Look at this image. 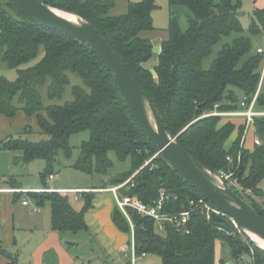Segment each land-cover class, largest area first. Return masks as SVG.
<instances>
[{
	"label": "trees",
	"instance_id": "1",
	"mask_svg": "<svg viewBox=\"0 0 264 264\" xmlns=\"http://www.w3.org/2000/svg\"><path fill=\"white\" fill-rule=\"evenodd\" d=\"M46 6L73 14L90 24L116 54L135 83L157 110L164 130L200 165L218 176L233 173L238 189H231L264 219V192L258 183L264 177V117H254V134L261 145L253 151L241 147L246 122L235 125L222 117L209 116L218 105V112L241 109L256 96L255 109L264 110V53L253 48L251 39L242 36L239 14L243 0H168L170 8L189 11L187 29L182 30L177 17L170 13L166 39L161 43L154 74L145 67L152 56V43L143 37L155 31L152 21L153 0L128 2L123 14L114 15V0H38ZM264 29V9L253 10L251 35ZM237 35L223 45L206 70L202 60L222 38ZM42 50L38 63L18 69L33 60ZM0 63L17 69L13 82L0 78V116L12 119L18 112L34 118L36 128L48 139L32 142V133L25 125L17 137L0 142V149L19 152L16 164L43 160L42 178L52 174L57 153L70 154L69 138L89 131V139L81 146V157L75 168L90 173L94 160L96 171L104 173L116 158H130L131 171L112 181L121 195L136 196L144 203L158 197L161 190L175 196L164 205L165 212L189 210L188 200L204 199L189 186L166 162L157 147L140 131L120 92L99 55L89 45L59 31L38 25L23 16L7 0L0 1ZM72 74L84 87L71 88L72 100L63 104L43 102L61 100ZM245 121V120H244ZM236 138L230 148L225 143L233 132ZM155 156V157H154ZM230 158L231 162L227 160ZM95 190L97 188H94ZM92 189V190H94ZM94 191H85V205L74 210L66 194L56 191L29 195L38 206L49 203L52 230L77 233L87 230L85 214L92 207ZM261 200L258 203L253 199ZM214 207V206H213ZM133 224L134 252L137 257L153 254L162 264H215L216 241L229 250L232 264H264V250L257 247L239 228L226 219L230 233L216 229L199 208L191 210L184 230L165 223L162 232L156 223L130 212ZM112 222L122 232L130 233L129 223L117 209ZM0 255L17 264L14 256L0 247ZM221 264H224L221 262Z\"/></svg>",
	"mask_w": 264,
	"mask_h": 264
},
{
	"label": "crops",
	"instance_id": "2",
	"mask_svg": "<svg viewBox=\"0 0 264 264\" xmlns=\"http://www.w3.org/2000/svg\"><path fill=\"white\" fill-rule=\"evenodd\" d=\"M246 1L243 0V6ZM249 2L252 11L264 9V0H249ZM259 2L261 6H259ZM165 29L162 30L165 36L155 35L152 39L144 36V33L142 34L152 43V56L145 63V67L153 74L161 51V43L167 36ZM155 32L156 30L145 33L155 34ZM256 49L262 48L257 47ZM224 120H230L237 126L245 122L242 117H227ZM13 122L22 125L35 124V119L25 117L22 112H18L12 119L0 116V142L11 136L7 134L1 136V127ZM222 122H224L223 119L221 124ZM249 126L252 127L253 139L249 144L244 138V147L253 151L257 138L252 124L246 123V128ZM230 137L225 143L226 150L230 148L236 137V132L234 131ZM17 156H20L19 152L0 149V247L13 255L17 264H137L144 261L147 255L132 262V256L135 255L133 238L131 233L120 231L112 222L111 215L115 209V200L114 197L109 199L101 195L108 191L106 188L95 190V187L62 186L55 181L52 174L50 175L52 178L50 176L41 177L43 168L46 166L43 160H33L28 164H16L14 158ZM25 168H27L26 171ZM113 187L116 186L110 188ZM51 191L66 194L71 207L76 211H81L85 205L82 193L94 191L92 207L85 214L86 231L73 234L52 230L49 203L38 206L29 195L32 192ZM80 242L87 247L79 251L77 249ZM220 247L221 242L219 241ZM221 262H223V258L215 255V264H221ZM10 263L11 260L0 255V264ZM153 263L157 264V261ZM146 264H152V262L147 261ZM228 264H232V262Z\"/></svg>",
	"mask_w": 264,
	"mask_h": 264
},
{
	"label": "water",
	"instance_id": "3",
	"mask_svg": "<svg viewBox=\"0 0 264 264\" xmlns=\"http://www.w3.org/2000/svg\"><path fill=\"white\" fill-rule=\"evenodd\" d=\"M7 1L30 21L64 33L95 50L140 131L157 147L158 153L162 155L168 165L222 214L211 215L213 226L216 229L230 233L226 226V219L228 218L247 237L246 231L264 240L263 217L216 175H213L193 159L177 143L176 139L164 130L162 120L147 95L131 78L103 37L90 24L73 14L70 15L75 17V22H68L53 13L54 8L46 6L38 0ZM149 116L153 119L154 128L151 126ZM213 179H217L220 185H215Z\"/></svg>",
	"mask_w": 264,
	"mask_h": 264
},
{
	"label": "rangeland",
	"instance_id": "4",
	"mask_svg": "<svg viewBox=\"0 0 264 264\" xmlns=\"http://www.w3.org/2000/svg\"><path fill=\"white\" fill-rule=\"evenodd\" d=\"M3 1V0H0ZM117 2V7L112 11V13L116 16L123 14L126 10V3L127 0H115ZM142 0H129L128 2H140ZM157 8L153 10L152 13V21L153 26L156 29L155 34L154 33H144V36H147L149 38H153L155 35H164V30L167 28L169 23V18L171 16L170 13L174 14L177 19L179 26L182 30L187 29V19L189 15V11L186 8H170L168 4V0H153ZM260 1V0H259ZM259 6H261V3L259 2ZM258 8H261L259 7ZM251 4L249 0H247L242 7L239 18L241 25L243 27L242 36L249 37L251 39L253 48L260 47L262 50H264V29L260 31L257 35H251L249 32V26L252 24V18H253V11L251 9ZM237 37V35L232 34L231 36L222 38L217 44H215L212 48L211 54L207 57H205L201 62L202 69L206 70L210 67L213 60L216 58L218 52L222 49L223 45L226 43H229L232 39ZM43 56L42 50L39 52V54L30 62L22 65L18 69H26L29 67L34 66L36 63L40 61V59ZM262 75L264 76V67L262 69ZM69 76V84L65 88V92L63 94V98L61 100H55L53 102H49L46 100V97L44 95L43 91V102L45 105L48 104H63L65 101L72 100L71 95V88L75 85L84 87L82 81L77 78L76 76L72 74H68ZM4 78L9 82H13L16 80L17 77V69H10L6 68L2 63H0V78ZM221 117V116H220ZM222 119L225 123L227 120L226 117L222 116ZM232 122V121H231ZM246 122V121H245ZM233 123V122H232ZM31 127L32 133L29 135H26L27 140L32 142H39V141H45L48 139L47 136L40 133V131L35 128L36 125L33 123L27 124ZM25 125L19 124L17 122H13L7 125H4L1 127V136L4 135H11L13 137H17L22 130L24 129ZM231 138V137H230ZM236 138V137H235ZM244 138H246V143L250 144V141L252 142L253 139V132L252 127L249 126L244 131V136L242 138L241 147H244ZM89 139V131H81L79 133L73 134L69 138V147H70V154L66 155L63 151H59L56 156L55 163L53 164L52 169V175L55 177V181L59 182L62 186L66 187H87V188H106L109 190V188L112 186V181L121 177L122 175L128 173L131 171L132 168V162L130 158H127L125 160H119L116 158V155L114 152H109L107 154L108 159L111 162V165L104 173L97 172L96 166L94 160L91 162V171L90 173L82 172L80 170H77L75 168L78 160L81 157V146L84 142L88 141ZM235 140V139H234ZM155 157V156H154ZM43 163V162H41ZM27 168H25V171ZM45 171V168H43L42 173ZM41 173V174H42ZM258 188L264 192V177L261 179V181L258 183ZM240 190L239 188H237ZM102 196H106L109 199H112V193L105 192L104 194H101ZM255 201L258 203H261V200L257 197H253ZM264 200V198L262 199ZM81 233V232H80ZM84 243L80 242L78 243V249L77 250H83V248L87 247ZM214 254L223 258V263L228 264L229 262H232L229 254V250L226 246L221 244V247L219 248V241L215 242L214 246ZM248 257H244L242 262L239 263H233V264H246L248 262ZM147 261L153 262L157 261V264H162L161 258L159 256L153 255V254H147V257L144 258L143 262H138L137 264H146Z\"/></svg>",
	"mask_w": 264,
	"mask_h": 264
},
{
	"label": "built area",
	"instance_id": "5",
	"mask_svg": "<svg viewBox=\"0 0 264 264\" xmlns=\"http://www.w3.org/2000/svg\"><path fill=\"white\" fill-rule=\"evenodd\" d=\"M257 52L264 53V50L257 49ZM255 100H256V96L247 105L245 99H243V101H241L240 103L241 109L230 112H218L217 111L218 105H216L214 111H212L208 115L221 116V117L223 116L226 118L242 117L244 118L246 123L252 124L254 117H264V110L258 111L255 109ZM255 144L261 145L260 141L257 139L255 140ZM227 160L231 162L229 157H227ZM217 177L220 180H222L230 189L239 188L237 180L233 178L232 172L230 173L219 172ZM50 178H52V176H50ZM128 181H126L122 185L110 188L108 191L113 193L115 206L128 221L132 238H133V224L130 219V214H129L130 212L136 213L140 217L149 218L153 220L157 225L158 232H162L164 230L165 223H168L172 225L174 228L183 231L186 223L189 220L191 210L194 208H199L204 213L207 220L211 219L212 214L222 215L215 207L209 205L204 199H199L197 201L192 199L188 200V206L190 208L189 210L179 213L165 212L163 210L165 203L168 202L170 199H175V196H172L166 193L165 191L161 190L156 199L152 200L150 203H144L136 196L121 195L119 193V189H121ZM231 222L233 223L232 220ZM142 256H144V254ZM138 258L139 257L133 255L132 262H134Z\"/></svg>",
	"mask_w": 264,
	"mask_h": 264
},
{
	"label": "bare ground",
	"instance_id": "6",
	"mask_svg": "<svg viewBox=\"0 0 264 264\" xmlns=\"http://www.w3.org/2000/svg\"><path fill=\"white\" fill-rule=\"evenodd\" d=\"M52 11L57 16H59L60 18L66 20L68 22H71V23L75 22V17H73L72 15H70L68 13H65V12L60 11V10H55V9H53ZM149 121L151 123V126L154 128L155 126H154V122H153V119H152L151 116H149ZM213 182H214L215 185H220V183L217 181V179H213ZM246 234L248 235V237L252 240V242L254 244H256L261 249H264V240L263 239H261L260 237L256 236L253 233H250L248 231H246Z\"/></svg>",
	"mask_w": 264,
	"mask_h": 264
}]
</instances>
